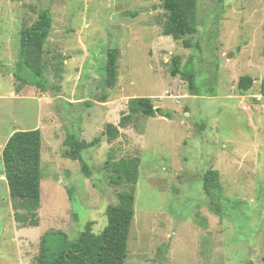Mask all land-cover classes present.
<instances>
[{
    "label": "rangeland",
    "instance_id": "1",
    "mask_svg": "<svg viewBox=\"0 0 264 264\" xmlns=\"http://www.w3.org/2000/svg\"><path fill=\"white\" fill-rule=\"evenodd\" d=\"M195 2L196 33L175 40L163 35L161 0H0V161L12 132L39 128L43 173L40 207L23 218L0 179V264H35L47 231L74 239L93 221L100 233L122 189L105 161L129 156L140 164L127 263L264 264V0ZM41 8L52 16L48 90L14 76L20 31ZM109 49L118 52L111 88ZM175 55L195 72L197 91L171 74ZM242 75L254 79L246 91L237 88ZM140 96L170 117L133 114L108 140L106 125L120 126ZM70 132L100 140L73 159L64 154ZM211 168L220 189L210 196L202 179Z\"/></svg>",
    "mask_w": 264,
    "mask_h": 264
},
{
    "label": "trees",
    "instance_id": "2",
    "mask_svg": "<svg viewBox=\"0 0 264 264\" xmlns=\"http://www.w3.org/2000/svg\"><path fill=\"white\" fill-rule=\"evenodd\" d=\"M167 12L163 25V35L175 40L184 35H192L197 31L195 23V0H161ZM52 27L51 12L47 8L38 11L37 18L31 25L20 31L17 79H23L38 88L48 90L45 78V43ZM186 48L193 47L189 39H183ZM198 46V44H196ZM61 58V57H60ZM118 52L109 49L105 63L104 83L113 87L116 83ZM172 75H180L186 80L192 91H197L195 72L191 67L184 68L179 55L171 58ZM59 63L61 60L59 59ZM20 72L23 73L20 75ZM254 79L250 75H242L238 79L237 88L246 91L252 87ZM55 95V93H53ZM261 94L264 95V81L261 83ZM105 98V94L103 95ZM144 117L164 116L170 113L155 106L149 97H136L131 101L129 113L122 116L120 126L108 123L104 134L108 140L118 136L119 127H124L132 119V115ZM202 127V124H201ZM99 138L91 141L79 139L74 133L66 134L64 143L68 146L64 154L73 159H82L84 149L97 145ZM41 149L42 132L39 128L15 130L6 140L1 151V165L8 186V194L16 217L23 218L27 214L36 216L40 207L41 181ZM139 157H122L117 160H106L104 167L111 171L110 182L122 189L117 192L116 203L108 204L105 210L107 224L100 233L93 231V221H88L83 230L74 239H69L65 232L47 231L40 237L39 252L35 264H131L126 262L127 240L131 222L134 217V191L139 174ZM85 174L90 175L87 164H82ZM203 190L212 195L220 189V174L216 169H208L203 175ZM70 192V189H68ZM249 264H253L250 262Z\"/></svg>",
    "mask_w": 264,
    "mask_h": 264
},
{
    "label": "crops",
    "instance_id": "3",
    "mask_svg": "<svg viewBox=\"0 0 264 264\" xmlns=\"http://www.w3.org/2000/svg\"><path fill=\"white\" fill-rule=\"evenodd\" d=\"M12 133H13V132H12ZM12 133H11V134H12ZM11 134H10V135H11ZM0 164H1V161H0ZM3 176H4V177H3ZM3 178H4V179H3ZM0 179L3 180V181L5 180V175H3L2 172H0ZM6 187H7V191H8V186H7V184H6Z\"/></svg>",
    "mask_w": 264,
    "mask_h": 264
},
{
    "label": "built area",
    "instance_id": "4",
    "mask_svg": "<svg viewBox=\"0 0 264 264\" xmlns=\"http://www.w3.org/2000/svg\"><path fill=\"white\" fill-rule=\"evenodd\" d=\"M165 93H166L167 95L171 96V97H178V96H174L173 93H170L169 90H166Z\"/></svg>",
    "mask_w": 264,
    "mask_h": 264
},
{
    "label": "water",
    "instance_id": "5",
    "mask_svg": "<svg viewBox=\"0 0 264 264\" xmlns=\"http://www.w3.org/2000/svg\"><path fill=\"white\" fill-rule=\"evenodd\" d=\"M228 56H230V55H228Z\"/></svg>",
    "mask_w": 264,
    "mask_h": 264
}]
</instances>
